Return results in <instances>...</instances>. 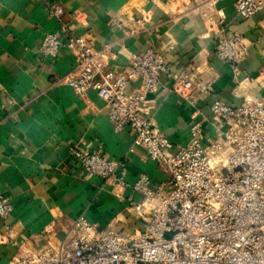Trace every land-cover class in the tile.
Listing matches in <instances>:
<instances>
[{
  "label": "crops",
  "instance_id": "crops-1",
  "mask_svg": "<svg viewBox=\"0 0 264 264\" xmlns=\"http://www.w3.org/2000/svg\"><path fill=\"white\" fill-rule=\"evenodd\" d=\"M235 2L0 0V195L12 203L11 213L0 217V264L59 244L79 216L98 229H142L144 221L128 208L131 188L85 179L72 147L99 149L122 161L128 183L138 172L147 174L150 186L168 176L162 163L149 159L142 147H132L127 127L114 126L106 101L93 90L79 92L67 84L74 54L61 47L54 59L40 56L43 34L67 24L93 52H103L107 71L123 69L135 54L152 49L164 56L169 72L207 79L211 94L191 104L170 90L166 73L159 75L149 117L171 142L172 153L185 144L192 120L201 122L204 138L214 135L213 100L237 105L262 95L264 7L242 17ZM55 8L62 9L59 18L51 14ZM233 34L241 35L247 47L236 65L214 53L217 40ZM137 87L131 81L125 92Z\"/></svg>",
  "mask_w": 264,
  "mask_h": 264
},
{
  "label": "built area",
  "instance_id": "built-area-1",
  "mask_svg": "<svg viewBox=\"0 0 264 264\" xmlns=\"http://www.w3.org/2000/svg\"><path fill=\"white\" fill-rule=\"evenodd\" d=\"M262 7L263 0L234 4L242 17ZM51 14L59 18L62 9ZM61 47L76 57L67 84L79 92L93 90L106 101L114 126L127 127L132 147H142L149 159L162 163L168 176L163 184L150 186L147 174L138 172L128 183L122 161L105 157L99 149L72 147L85 179L99 177L131 188L128 208L144 221L142 229H98L79 216L59 244L12 264H264V72L261 97L237 105L213 100L214 135L204 138L201 122L192 120L185 144L169 153L171 142L153 126L148 110L160 73L170 79V90L191 104L211 94L207 79L184 70L169 72L164 56L152 49L135 54L123 69L107 71L103 52H93L65 23L43 34L40 56L54 59ZM246 49L243 37L233 34L218 39L214 53L236 65ZM131 81L138 87L126 93ZM11 211L12 203L0 195V217Z\"/></svg>",
  "mask_w": 264,
  "mask_h": 264
}]
</instances>
